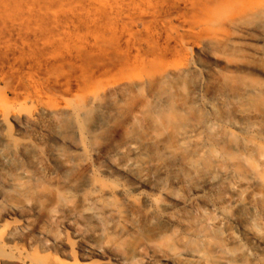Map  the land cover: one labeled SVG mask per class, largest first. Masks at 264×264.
Wrapping results in <instances>:
<instances>
[{
    "label": "bare ground",
    "instance_id": "bare-ground-1",
    "mask_svg": "<svg viewBox=\"0 0 264 264\" xmlns=\"http://www.w3.org/2000/svg\"><path fill=\"white\" fill-rule=\"evenodd\" d=\"M86 1L70 16L81 40L66 30L70 41L58 42L38 21L46 49L4 73L48 121L17 128L36 127L49 143L0 132L2 201L37 212L55 203L52 219L94 223L95 240L126 251L120 260L160 245L158 264H264V0H112L109 10ZM9 117L0 113V127ZM41 155L52 164L43 178L25 170ZM141 186L153 193L131 194ZM205 193L230 208L216 206L211 231L192 214L211 207Z\"/></svg>",
    "mask_w": 264,
    "mask_h": 264
},
{
    "label": "rangeland",
    "instance_id": "rangeland-1",
    "mask_svg": "<svg viewBox=\"0 0 264 264\" xmlns=\"http://www.w3.org/2000/svg\"><path fill=\"white\" fill-rule=\"evenodd\" d=\"M84 1L87 3L86 0ZM98 1L102 3L101 7L106 10L110 9L112 0ZM43 4L50 7L40 8L42 4L39 0H0V113L16 115L15 118L7 119L5 122L8 123L7 126L0 127V132L11 135L16 141H29L46 150L49 142L40 129L36 127L17 128V123L27 124L29 118L36 119L39 123H48L45 117L38 114L43 103L27 97H15L7 89L3 79L6 71L17 67V59L28 61L36 52L46 49L43 36L39 33L38 21H46L54 31H57L55 39L58 42L62 40L63 32L67 31L70 32L69 39H82L78 31L82 27L76 29L70 17L80 13L77 0H44ZM62 12L69 15L66 24H60L56 20L57 17H61ZM61 28L64 31H58ZM69 39H66V42L62 40V43L66 44L70 41ZM251 42L257 47L263 45L255 41ZM199 56L201 62L209 66L213 65L214 59ZM51 169L52 164L49 157L41 155L36 157L34 164L25 170L43 178L50 174ZM113 180L122 182L119 178ZM32 181L34 182V180H22L21 184L27 185ZM0 186H3L1 179ZM141 191L152 192L147 187L141 186L133 190L131 194L135 196ZM173 192L178 197L183 195L182 190L177 187ZM59 193L68 196L70 205L77 204L78 200L72 197L67 189H62ZM204 197L211 207H204L203 203L199 202L196 213L192 214L199 221L204 220L199 227L207 225V230L211 231L212 224L218 215L216 206L225 210H230V208L219 200L218 195L205 193ZM54 210L55 203L52 202L48 203L41 212L35 211L30 206L12 210L0 198V232L8 230L13 237L10 243L0 241V258H8L7 264H158L161 256L160 245H153L149 248L136 246L132 253L134 257L131 260L126 261L123 258L120 260L117 254L122 253L119 255L124 256L126 251L113 248L105 241L95 240L92 237V230L96 229L94 223L83 219L66 220L61 217L57 221L51 218ZM171 212L177 213L178 218H184L179 207L174 206ZM172 228L177 238L184 236L180 229ZM204 246L205 241L202 248Z\"/></svg>",
    "mask_w": 264,
    "mask_h": 264
}]
</instances>
